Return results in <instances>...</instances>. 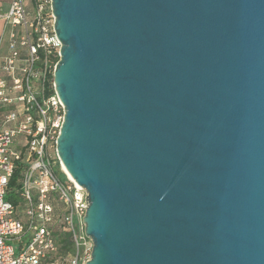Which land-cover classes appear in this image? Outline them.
Returning a JSON list of instances; mask_svg holds the SVG:
<instances>
[{
	"label": "water",
	"instance_id": "water-1",
	"mask_svg": "<svg viewBox=\"0 0 264 264\" xmlns=\"http://www.w3.org/2000/svg\"><path fill=\"white\" fill-rule=\"evenodd\" d=\"M52 9L86 264H264V0Z\"/></svg>",
	"mask_w": 264,
	"mask_h": 264
},
{
	"label": "built area",
	"instance_id": "built-area-1",
	"mask_svg": "<svg viewBox=\"0 0 264 264\" xmlns=\"http://www.w3.org/2000/svg\"><path fill=\"white\" fill-rule=\"evenodd\" d=\"M6 3L0 8L7 40L0 53V264H46L57 251L59 225L74 243L69 264H86L93 249L83 221L86 189L64 170L56 146L66 109L53 79L61 41L52 0ZM21 163L18 209L6 194Z\"/></svg>",
	"mask_w": 264,
	"mask_h": 264
},
{
	"label": "trees",
	"instance_id": "trees-1",
	"mask_svg": "<svg viewBox=\"0 0 264 264\" xmlns=\"http://www.w3.org/2000/svg\"><path fill=\"white\" fill-rule=\"evenodd\" d=\"M22 171L23 164L21 163L11 178L9 190L6 194V199L11 201L18 209L23 208V201L19 194V179ZM58 174L62 179L66 178L62 171L59 170ZM53 234L57 242V251L52 257L48 258L46 264H49L50 262H55L56 264H69V259L71 258L74 251V243L72 241L70 232L64 226L59 225L54 229Z\"/></svg>",
	"mask_w": 264,
	"mask_h": 264
},
{
	"label": "crops",
	"instance_id": "crops-1",
	"mask_svg": "<svg viewBox=\"0 0 264 264\" xmlns=\"http://www.w3.org/2000/svg\"><path fill=\"white\" fill-rule=\"evenodd\" d=\"M7 6L6 0H0V8H5ZM3 22L0 21V53H5L7 51V40L3 38Z\"/></svg>",
	"mask_w": 264,
	"mask_h": 264
},
{
	"label": "rangeland",
	"instance_id": "rangeland-1",
	"mask_svg": "<svg viewBox=\"0 0 264 264\" xmlns=\"http://www.w3.org/2000/svg\"><path fill=\"white\" fill-rule=\"evenodd\" d=\"M56 171L59 173V168L58 167H56ZM58 207L61 208L60 205ZM28 240H29V237L28 236L23 238V242H27Z\"/></svg>",
	"mask_w": 264,
	"mask_h": 264
},
{
	"label": "bare ground",
	"instance_id": "bare-ground-1",
	"mask_svg": "<svg viewBox=\"0 0 264 264\" xmlns=\"http://www.w3.org/2000/svg\"><path fill=\"white\" fill-rule=\"evenodd\" d=\"M64 170L69 174V176L73 179V177L70 175V173L67 171L66 167L63 165Z\"/></svg>",
	"mask_w": 264,
	"mask_h": 264
}]
</instances>
